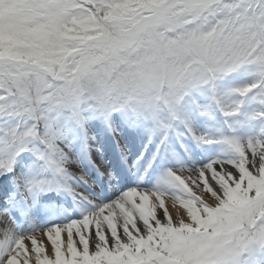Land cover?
Segmentation results:
<instances>
[{
	"label": "snow or ice",
	"instance_id": "1",
	"mask_svg": "<svg viewBox=\"0 0 264 264\" xmlns=\"http://www.w3.org/2000/svg\"><path fill=\"white\" fill-rule=\"evenodd\" d=\"M0 264H264V0H0Z\"/></svg>",
	"mask_w": 264,
	"mask_h": 264
},
{
	"label": "bare ground",
	"instance_id": "2",
	"mask_svg": "<svg viewBox=\"0 0 264 264\" xmlns=\"http://www.w3.org/2000/svg\"><path fill=\"white\" fill-rule=\"evenodd\" d=\"M103 139H106V137H104ZM133 150H135V146H133ZM131 181V180H130ZM131 182H133V181H131Z\"/></svg>",
	"mask_w": 264,
	"mask_h": 264
}]
</instances>
